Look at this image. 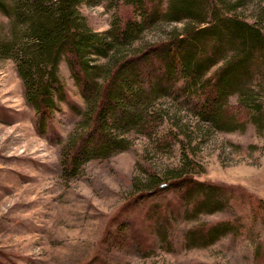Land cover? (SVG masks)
I'll return each instance as SVG.
<instances>
[{
	"label": "trees",
	"instance_id": "16d2710c",
	"mask_svg": "<svg viewBox=\"0 0 264 264\" xmlns=\"http://www.w3.org/2000/svg\"><path fill=\"white\" fill-rule=\"evenodd\" d=\"M247 2L0 0L5 19L0 59L14 62L36 132L49 141L55 135L62 177L72 178L83 164L129 149L131 133L150 138L157 149L178 146L177 166L162 173L143 169L140 180L132 179V193L111 218L104 245L132 248L142 256L156 248L171 251L173 218L197 220L227 208L243 211L190 226L181 233V246L208 247L244 230L247 219L264 226L263 200L242 188L197 178L201 168L188 155L195 136L179 129L162 103L180 100L198 130L203 124L208 131L241 132L252 125L264 134V13L239 14ZM82 4L111 11L109 27L92 30L80 12ZM166 24L181 26L155 41L143 40L145 32ZM62 62L82 107L66 94ZM61 104L77 116L65 138L52 132ZM84 264L113 263L96 253Z\"/></svg>",
	"mask_w": 264,
	"mask_h": 264
},
{
	"label": "rangeland",
	"instance_id": "374dc122",
	"mask_svg": "<svg viewBox=\"0 0 264 264\" xmlns=\"http://www.w3.org/2000/svg\"><path fill=\"white\" fill-rule=\"evenodd\" d=\"M79 9L92 30L109 27L112 12L102 4H82ZM262 9L264 13V0H248L237 12L249 18ZM0 22H5L2 16ZM173 26L181 24L147 31L143 40L163 38ZM59 75L68 98L82 107L63 62ZM235 100L229 98L230 103ZM162 103L175 116L179 129L185 127L195 136L188 155L201 168L199 180L239 187L264 201L263 133L252 125L241 132L208 131L203 124L198 130L180 100ZM76 120L61 104L53 114L52 132L65 138ZM33 121L34 112L24 100L14 62L0 59V264H84L96 253L113 264H264V226L251 219L245 221L244 230L227 234L208 247L184 248L179 243L181 233L194 224L241 216L243 210L239 214L236 208L202 214L197 220L173 218L171 251L156 248L142 256L132 248L104 245L111 218L132 193V179L140 180L143 169L162 173L177 166L178 146L157 149L150 138L131 133L129 149L106 160L89 161L74 177L66 178L60 174L55 135L52 141L39 135Z\"/></svg>",
	"mask_w": 264,
	"mask_h": 264
}]
</instances>
